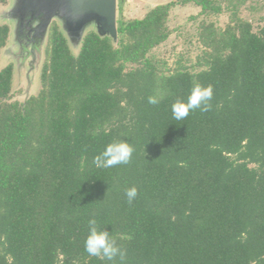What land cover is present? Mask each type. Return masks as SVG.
Returning a JSON list of instances; mask_svg holds the SVG:
<instances>
[{
    "label": "trees",
    "instance_id": "1",
    "mask_svg": "<svg viewBox=\"0 0 264 264\" xmlns=\"http://www.w3.org/2000/svg\"><path fill=\"white\" fill-rule=\"evenodd\" d=\"M246 1L158 4L116 18V41L86 30L77 52L53 24L41 89L23 102L8 101L13 69H0V264H264V26L238 16ZM188 3L204 15L226 3L230 21L200 25L201 69L164 73L148 53ZM8 35L0 24V49ZM196 84L212 86L210 109L174 120ZM122 140L130 161L100 167ZM93 218L122 260L85 251Z\"/></svg>",
    "mask_w": 264,
    "mask_h": 264
},
{
    "label": "rangeland",
    "instance_id": "2",
    "mask_svg": "<svg viewBox=\"0 0 264 264\" xmlns=\"http://www.w3.org/2000/svg\"><path fill=\"white\" fill-rule=\"evenodd\" d=\"M13 1L6 0L4 4H0V24H7L9 27L6 43L0 49V69L6 65H11L13 69L12 89L8 101L23 102L29 96L36 95L41 89L40 72L47 59L46 49L50 27L53 24L61 30L62 27L57 19H53L44 39L43 37L35 38L32 43L29 37L18 38L19 35L15 31L16 22L3 16L4 12L12 6ZM118 2L117 0L116 18L121 17L124 20L141 18L152 6L158 4L154 0ZM226 5L223 3L221 13L206 15L201 14L200 7L193 3L171 8L167 19L169 37L148 53L158 70L168 73L179 65L193 71L201 69L202 66L197 63L201 62L200 57L205 48L199 38L200 25L213 23L216 28L224 29L230 21L231 13ZM238 16L251 24L252 31H258L264 26L263 0H247L238 9ZM21 44L25 46L23 48L27 54L22 53L24 50L22 51ZM79 45L73 47L75 52L78 51Z\"/></svg>",
    "mask_w": 264,
    "mask_h": 264
},
{
    "label": "water",
    "instance_id": "3",
    "mask_svg": "<svg viewBox=\"0 0 264 264\" xmlns=\"http://www.w3.org/2000/svg\"><path fill=\"white\" fill-rule=\"evenodd\" d=\"M117 0H14L3 16L16 22L18 38L44 39L48 26L57 19L69 43L78 46L87 28L117 40Z\"/></svg>",
    "mask_w": 264,
    "mask_h": 264
},
{
    "label": "clouds",
    "instance_id": "4",
    "mask_svg": "<svg viewBox=\"0 0 264 264\" xmlns=\"http://www.w3.org/2000/svg\"><path fill=\"white\" fill-rule=\"evenodd\" d=\"M213 97L212 86L194 85L186 101L177 100L171 106L172 117L176 121L184 120L189 113L199 109L208 111L211 107L210 101ZM148 103L156 105L159 100L150 96ZM133 148L128 142L114 141L106 145L104 150L95 158L100 167L110 168L120 164H127L132 156ZM127 200L131 203L137 196V189L132 187L126 190ZM89 234L87 235L84 247L90 256L101 257L107 261H113L117 256L123 259L124 253L117 246L116 240L110 233L100 229L97 221L93 218L88 221Z\"/></svg>",
    "mask_w": 264,
    "mask_h": 264
},
{
    "label": "crops",
    "instance_id": "5",
    "mask_svg": "<svg viewBox=\"0 0 264 264\" xmlns=\"http://www.w3.org/2000/svg\"><path fill=\"white\" fill-rule=\"evenodd\" d=\"M154 1H157L158 4H165V3H168V2H171V1H174V0H154ZM158 4H156V5H158Z\"/></svg>",
    "mask_w": 264,
    "mask_h": 264
},
{
    "label": "flooded vegetation",
    "instance_id": "6",
    "mask_svg": "<svg viewBox=\"0 0 264 264\" xmlns=\"http://www.w3.org/2000/svg\"><path fill=\"white\" fill-rule=\"evenodd\" d=\"M21 45H22L21 47H22V51H23L24 50L23 47H25V46L23 44H21ZM22 53H24V54L26 53L27 54V51L24 50Z\"/></svg>",
    "mask_w": 264,
    "mask_h": 264
}]
</instances>
